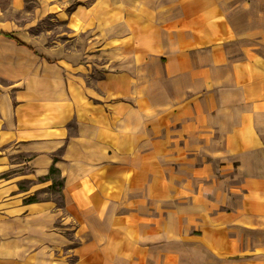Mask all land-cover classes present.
<instances>
[{
  "label": "crops",
  "instance_id": "crops-1",
  "mask_svg": "<svg viewBox=\"0 0 264 264\" xmlns=\"http://www.w3.org/2000/svg\"><path fill=\"white\" fill-rule=\"evenodd\" d=\"M29 1L0 0V264H44L72 223L135 261L123 212L142 190L157 205L163 155L175 207L148 264H264V0H35L63 27L45 40L18 22ZM51 166L64 208L24 203ZM194 213L197 234L171 235Z\"/></svg>",
  "mask_w": 264,
  "mask_h": 264
},
{
  "label": "rangeland",
  "instance_id": "rangeland-1",
  "mask_svg": "<svg viewBox=\"0 0 264 264\" xmlns=\"http://www.w3.org/2000/svg\"><path fill=\"white\" fill-rule=\"evenodd\" d=\"M38 3L33 0L26 3L24 10L22 11L21 19L18 22L24 24L25 22L32 23L34 22L31 17L34 9ZM28 13V15H25ZM63 31V27L56 23L55 21L51 20L50 18H45L40 21H35L32 28H30L29 33L31 36L41 37L42 40H45V32H60ZM37 50V49H36ZM98 75H92V78H97ZM166 155H163V164L160 162L157 165V171L162 175L164 178L158 180V184L156 187L157 191V205L149 206V198L146 195L145 191H138V194H135L132 197V200L135 203L136 207H140V211H124V215H128V221H126V229L124 231V236H129L130 238H135V251L137 252V257L135 261L132 259H128L127 255L130 249H132L131 242L124 243L122 242L120 236H117L116 233H111L112 238H110V242L108 243H94L92 241V237L90 231L85 229L77 228V223L67 224L65 230L61 229L62 227H57V231L64 235V238L61 242L50 240L46 242L44 245V264H58L59 261H62V264H139L137 260L138 257L141 258L140 264H148L149 260L147 259V253L149 251H154L153 253L160 252L164 250V235L166 234V216L170 215L171 208L173 203H166L164 200V186H165V177L168 173H170V166L166 164ZM18 160H24L20 158ZM207 161V159H206ZM180 166V163H177ZM216 171L218 169V163L214 162L212 164ZM190 166V165H189ZM22 172L27 173L28 168L27 166H22ZM172 171V169H171ZM173 172L180 174L178 169H173ZM188 173V187L190 189L196 188V182L190 179L191 176V169L187 167ZM232 174V173H230ZM219 177V174L216 173ZM169 175L167 176V178ZM220 179V177H219ZM39 181V180H38ZM177 179H174L176 182ZM210 181V180H207ZM178 182H181L178 179ZM186 181L184 180V183ZM211 182V181H210ZM237 182V181H236ZM30 181H23L20 184V188H27L30 185ZM33 183H37L35 180ZM47 194L40 193V195L36 196L37 199H47L54 201L56 206L60 208H64L65 201L63 195L61 193V188L55 189H47ZM63 214V212H62ZM183 222H179L176 228H169L172 231H178V235L181 234V225L183 226V235H191L197 234V218L194 215L189 216H182ZM140 226H137L138 220ZM133 222L135 224V228L133 226ZM60 225V222L56 223V226ZM73 226H75L73 229ZM67 228V229H66ZM76 228V229H75ZM139 240V242H138ZM180 243H174L172 245V249L180 248ZM34 261H37L36 259ZM41 262V258H39V263Z\"/></svg>",
  "mask_w": 264,
  "mask_h": 264
},
{
  "label": "trees",
  "instance_id": "trees-1",
  "mask_svg": "<svg viewBox=\"0 0 264 264\" xmlns=\"http://www.w3.org/2000/svg\"><path fill=\"white\" fill-rule=\"evenodd\" d=\"M3 35L8 38H13L10 34H3ZM18 43L21 44L19 41ZM39 180L40 181L51 180L52 184L48 188L52 190L55 188H59V187L61 188L63 185V182L60 179L59 171L54 166L50 167L49 174L45 178H40ZM36 201H37L36 196H31V197L24 199L23 202L27 204V203H33Z\"/></svg>",
  "mask_w": 264,
  "mask_h": 264
}]
</instances>
